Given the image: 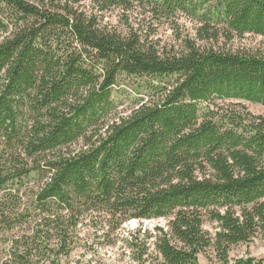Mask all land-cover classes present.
<instances>
[{
	"label": "trees",
	"instance_id": "1",
	"mask_svg": "<svg viewBox=\"0 0 264 264\" xmlns=\"http://www.w3.org/2000/svg\"><path fill=\"white\" fill-rule=\"evenodd\" d=\"M248 34L264 38V0H0V264H67L90 241L227 263L264 237Z\"/></svg>",
	"mask_w": 264,
	"mask_h": 264
},
{
	"label": "rangeland",
	"instance_id": "2",
	"mask_svg": "<svg viewBox=\"0 0 264 264\" xmlns=\"http://www.w3.org/2000/svg\"><path fill=\"white\" fill-rule=\"evenodd\" d=\"M118 17H112L111 21L117 22ZM165 39L170 37L171 31L162 32ZM237 44L247 46L250 48L258 49L264 48V38L254 34H248L242 40H239ZM249 108L255 113H264V106L260 104H253L247 102ZM167 221L164 219L153 220L146 222L149 225V228H153L156 225L165 226ZM136 222H130L128 225L129 228L137 227ZM88 242V241H87ZM86 242V249L77 251L74 253L69 259L67 264H137L134 261L133 257L130 254L122 253L120 249L117 252V249L102 247V251H97L100 244L96 242V244L92 245V242ZM118 248L120 246L126 247V242L119 241ZM241 257H254L257 260L264 263V237L260 236L255 238L253 241L248 243H241L233 246L232 251L230 253V259L227 263L221 261L213 251H209L205 254L199 255L198 264H235V261ZM157 264V263H152ZM160 264V263H158Z\"/></svg>",
	"mask_w": 264,
	"mask_h": 264
}]
</instances>
